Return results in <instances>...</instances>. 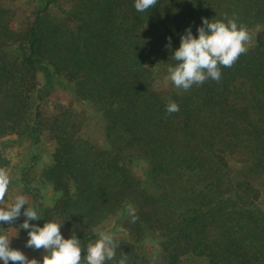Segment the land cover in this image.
Listing matches in <instances>:
<instances>
[{
    "label": "trees",
    "instance_id": "trees-1",
    "mask_svg": "<svg viewBox=\"0 0 264 264\" xmlns=\"http://www.w3.org/2000/svg\"><path fill=\"white\" fill-rule=\"evenodd\" d=\"M134 3L43 0L20 30L0 4V139L55 144L36 184L25 185L42 218L35 222L56 221L66 239L75 232L89 242L117 218L126 239L116 261L127 254V264H157L143 246L147 235L158 239L163 264L186 256L264 264L260 191L235 168L264 172V0H158L145 12ZM203 18L261 31L219 81L162 96L152 86L157 66H175L180 37L191 27L198 38ZM60 88L94 105L105 147L90 137L84 114L44 112ZM169 102L179 112L167 113ZM133 159L148 163L157 195L135 176ZM9 164L0 153V168ZM46 185L60 193L53 205Z\"/></svg>",
    "mask_w": 264,
    "mask_h": 264
},
{
    "label": "clouds",
    "instance_id": "clouds-1",
    "mask_svg": "<svg viewBox=\"0 0 264 264\" xmlns=\"http://www.w3.org/2000/svg\"><path fill=\"white\" fill-rule=\"evenodd\" d=\"M157 3L158 0H135L134 7L138 12H145ZM197 32L198 38L193 35L191 27L186 29L180 37L179 48L172 55L176 64L167 68L168 78L184 91L194 85H203L209 79L219 81L222 78L221 69L234 66L240 56L248 52L247 43L251 38L247 27L238 25L235 18L227 19V22L203 18ZM168 39V47H171V37ZM179 110L175 102H169L166 107L169 114ZM10 185L8 171L0 168V222L12 224L23 215L26 219L20 227L27 231L29 237L25 246L34 250L43 249L42 264H107L109 261L127 264V254L116 261V251L120 245L110 231H100L95 241L82 246L75 232L68 239L62 235L61 223L46 221L42 227L31 223L42 219L40 214L28 206L24 195H16L12 202H6ZM128 214L132 223L138 220L132 205L128 206ZM12 238L6 232H0V261L3 264H41L40 260L29 259L23 251L14 249ZM85 252L86 255H82Z\"/></svg>",
    "mask_w": 264,
    "mask_h": 264
},
{
    "label": "rangeland",
    "instance_id": "rangeland-1",
    "mask_svg": "<svg viewBox=\"0 0 264 264\" xmlns=\"http://www.w3.org/2000/svg\"><path fill=\"white\" fill-rule=\"evenodd\" d=\"M43 0H0V4L5 8L11 10L13 15L12 27L15 30H20L25 27V23L31 18V12L35 5L40 4ZM250 33V40L248 44L251 45L258 33L261 31L260 27L248 30ZM42 81V78L40 77ZM153 88L164 97H170L175 94H184L186 91L177 88L171 80L168 78L167 67L164 64L158 65L155 71ZM69 108L76 113H82L87 120V130L92 139L99 142L102 147H105L103 138V120L98 116L96 108L93 104L87 102H79L69 90L57 89L49 95L43 105V110L47 114H55L58 109ZM15 135L4 137L0 139V153L10 161L8 167L4 168L8 171L11 185L9 192L6 196V202L10 203L16 195H24L28 201V206L31 207L32 198L26 192V183H32L35 185V178H37L42 169L50 162V158L47 156V151L50 152L54 149L55 144L45 138L39 144L33 143L29 139L17 141ZM133 173L140 180L142 186L151 194L157 195V186L151 178L150 169L148 163L142 159H133L131 163ZM237 169V176H243L244 180L253 183L260 191L259 205L264 210V172H254L249 174L239 165H235ZM25 174L26 178L22 175ZM43 195L47 205H53L58 199L60 193L55 191L51 185H46L42 189ZM27 205H25V208ZM24 209H22L23 212ZM26 218L21 217L12 224L0 222V232H6L12 238V247L14 249L21 250L29 258H36L41 261L44 255L43 249L34 250L27 248L26 242L28 240L27 231L23 230L20 225L23 224ZM31 223L36 224L35 221ZM100 231H110L113 233L116 242L120 245L123 244V240L126 239L125 234L122 232V226L118 222L117 218H111L100 227L96 229V237L89 241H95ZM89 242H81L82 246H86ZM146 248L152 253L154 261L157 264H163L161 258V251L159 247L158 239L155 236L147 235L142 242ZM82 255H86L82 253ZM3 264V261H0ZM11 264V262H10ZM107 264H115L112 261ZM180 264H207L204 258H198L194 256H186L180 262Z\"/></svg>",
    "mask_w": 264,
    "mask_h": 264
}]
</instances>
